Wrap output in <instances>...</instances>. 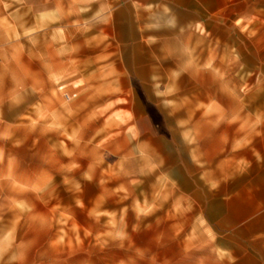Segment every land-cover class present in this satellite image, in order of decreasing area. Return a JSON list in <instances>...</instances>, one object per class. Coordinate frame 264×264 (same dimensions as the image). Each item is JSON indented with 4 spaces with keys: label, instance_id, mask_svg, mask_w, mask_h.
<instances>
[{
    "label": "rangeland",
    "instance_id": "rangeland-1",
    "mask_svg": "<svg viewBox=\"0 0 264 264\" xmlns=\"http://www.w3.org/2000/svg\"><path fill=\"white\" fill-rule=\"evenodd\" d=\"M205 2L0 0V264H227L204 208L264 189V0Z\"/></svg>",
    "mask_w": 264,
    "mask_h": 264
},
{
    "label": "crops",
    "instance_id": "crops-1",
    "mask_svg": "<svg viewBox=\"0 0 264 264\" xmlns=\"http://www.w3.org/2000/svg\"><path fill=\"white\" fill-rule=\"evenodd\" d=\"M126 1V0H125ZM181 22H196L206 12L205 0H164ZM174 14V12H173ZM218 241V261L264 264V189L246 188L211 196L204 208ZM214 229V230H213Z\"/></svg>",
    "mask_w": 264,
    "mask_h": 264
},
{
    "label": "bare ground",
    "instance_id": "bare-ground-1",
    "mask_svg": "<svg viewBox=\"0 0 264 264\" xmlns=\"http://www.w3.org/2000/svg\"><path fill=\"white\" fill-rule=\"evenodd\" d=\"M64 65V64H63ZM81 76V75H80Z\"/></svg>",
    "mask_w": 264,
    "mask_h": 264
}]
</instances>
